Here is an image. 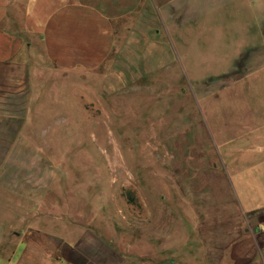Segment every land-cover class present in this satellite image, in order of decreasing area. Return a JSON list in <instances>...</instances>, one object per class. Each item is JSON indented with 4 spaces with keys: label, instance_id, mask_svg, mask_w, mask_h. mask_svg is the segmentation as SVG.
<instances>
[{
    "label": "rangeland",
    "instance_id": "374dc122",
    "mask_svg": "<svg viewBox=\"0 0 264 264\" xmlns=\"http://www.w3.org/2000/svg\"><path fill=\"white\" fill-rule=\"evenodd\" d=\"M160 26L0 111V264H264V0Z\"/></svg>",
    "mask_w": 264,
    "mask_h": 264
},
{
    "label": "crops",
    "instance_id": "0c3cea01",
    "mask_svg": "<svg viewBox=\"0 0 264 264\" xmlns=\"http://www.w3.org/2000/svg\"><path fill=\"white\" fill-rule=\"evenodd\" d=\"M188 1L0 0V111H34L47 84L64 83L66 72L101 67L117 35L128 46L140 42L135 35H159L160 21L173 18ZM19 203L12 209L21 212ZM31 205L36 209L38 203ZM20 228L13 226L10 233L20 236ZM3 235L0 230V245Z\"/></svg>",
    "mask_w": 264,
    "mask_h": 264
}]
</instances>
